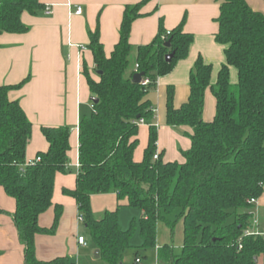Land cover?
<instances>
[{"label":"trees","instance_id":"16d2710c","mask_svg":"<svg viewBox=\"0 0 264 264\" xmlns=\"http://www.w3.org/2000/svg\"><path fill=\"white\" fill-rule=\"evenodd\" d=\"M42 1L0 0V35L28 33L22 16L43 11ZM150 1L126 7L120 41L110 57L99 29L90 33L95 72L101 75L95 80L87 69L83 73L99 102L93 103L92 116L80 122L77 188L64 194L76 200L106 264H124L125 253L132 248V229L123 230L119 208L101 216L93 212L92 198L109 194L143 213V248L156 250L159 264H263L264 237L246 233L254 224L255 205L248 201L264 194V14L254 11L247 0H218L221 14L215 40L226 47L227 63L212 86L213 68L199 58L191 72L188 102L180 108L174 106V88H168L167 125L193 133L185 162L166 163L157 150L156 111L148 96L159 78L188 57L194 36L184 30L186 18L171 32L161 23L153 43L138 48V69L130 73L132 25L144 16L142 9ZM171 54L174 58L167 62ZM231 67L238 71L236 85L230 80ZM137 73L151 84L133 83ZM27 82L0 87V186L16 202L13 219L25 247V264H70L67 257L39 260L35 240L55 235L63 216L64 209L54 206L53 196L56 176L68 172L71 130L43 128L49 150L38 154L40 162L27 163L33 125L20 103L9 99L11 91ZM208 89L217 103L212 122L203 118ZM142 121L150 124L149 143L142 162H136ZM53 207L52 228L40 227V217ZM160 223L172 235L182 224L180 254L172 245L158 247Z\"/></svg>","mask_w":264,"mask_h":264},{"label":"crops","instance_id":"0c3cea01","mask_svg":"<svg viewBox=\"0 0 264 264\" xmlns=\"http://www.w3.org/2000/svg\"><path fill=\"white\" fill-rule=\"evenodd\" d=\"M143 0H43L45 9L37 15L24 13L22 21L29 29L23 35H0V87L17 86L28 82L19 90L9 93L11 101H18L33 125V136L27 148V163L34 162L38 154L46 153L49 144L43 136V128H68L71 130L69 166L66 174H58L53 196L54 206L63 207V216L53 236L36 237L37 258L52 261L74 256L89 246L78 244L80 229L85 223L78 221L79 209L74 198L64 194L75 191L79 173V126L83 118L93 113V96L83 71L87 69L95 80L94 56L89 49L90 33L100 31L105 54L110 57L120 41L121 25L127 6ZM250 7L264 14V0H247ZM220 2L218 0H151L142 9L144 15L132 25L129 72L137 70L138 48L153 43L161 23L166 31L176 29L186 18L185 32L194 36L186 59L177 63L172 73L161 77L148 98L155 107V124L158 129L157 150L166 163H184V153L192 148L190 128L174 129L167 125V91L173 87L174 106L180 108L190 96V76L196 61L202 58L212 66L211 85L218 82L219 73L227 63L226 47L216 42L219 32ZM50 7L52 14H45ZM82 9L77 15L76 10ZM230 80L238 83V71L230 68ZM216 99L212 90L205 95L204 121L212 122L216 115ZM150 124L139 127V147L135 161L142 162L149 143ZM141 148V149H140ZM115 194L92 198L95 215L116 211ZM127 203V202H126ZM102 204H106L105 208ZM128 205V204H127ZM106 209V210H104ZM102 213L97 214L99 212ZM16 202L7 196L0 186V264H25V247L21 243L13 219ZM253 230L264 232V194L252 210ZM143 213L141 212V217ZM55 208L39 219L42 228H52ZM86 228V226H85ZM161 247V246H160ZM95 252L98 250L95 246ZM100 259V256L97 257ZM158 260V259H157ZM159 264V263H158Z\"/></svg>","mask_w":264,"mask_h":264},{"label":"rangeland","instance_id":"374dc122","mask_svg":"<svg viewBox=\"0 0 264 264\" xmlns=\"http://www.w3.org/2000/svg\"><path fill=\"white\" fill-rule=\"evenodd\" d=\"M214 120V119H213ZM212 120V121H213ZM210 122V121H209ZM141 149V148H140ZM106 206V204H102ZM113 206L115 210L120 209V223L123 230L128 231L132 229L131 247L127 250L124 257V264H136V259L139 258L142 264H158L157 251L145 250L143 248L144 240L141 237L140 232V219L141 211L135 208H131L127 203H117V199L114 200ZM106 210V209H104ZM103 210L97 214L102 213ZM81 235L86 239L88 243V249L82 250L76 253L74 256L69 257L70 264H106L102 259L96 258L95 244L92 241L87 229L82 225L80 229ZM183 243V226L181 223L177 224L175 232L172 235L168 227L164 223H160L158 227V247L165 244L174 246L176 254L181 253V247ZM264 264V257L260 260Z\"/></svg>","mask_w":264,"mask_h":264},{"label":"built area","instance_id":"2783aa9c","mask_svg":"<svg viewBox=\"0 0 264 264\" xmlns=\"http://www.w3.org/2000/svg\"><path fill=\"white\" fill-rule=\"evenodd\" d=\"M45 14L47 16H50L52 14V10H51L50 7H46ZM76 14L77 15H81L82 14V9L81 8H78L76 10ZM137 69H138V67H137ZM150 84H151V81L149 79H145V80L142 81V85L143 86H148ZM142 123H144V122L142 121L141 124ZM158 158H159V154L157 153L156 156H155V160H157ZM36 161L37 162H40L41 161V158L38 157L36 159ZM34 162H30L28 164L29 165H32ZM257 202H258V200H256V199H251V200L248 201V203L250 205H257ZM78 221L81 222V223H84V218L81 215H79ZM254 224H256V222ZM246 235L247 236H261V237H264V232H260V231H257V230L256 231L255 230H252V231H248L246 233ZM78 244L81 245V246H83V247H87L88 246V243H87V241H86V239L84 237H78ZM239 249H242V246H240ZM136 263L137 264H142V262H141L140 259H137Z\"/></svg>","mask_w":264,"mask_h":264},{"label":"water","instance_id":"95a60500","mask_svg":"<svg viewBox=\"0 0 264 264\" xmlns=\"http://www.w3.org/2000/svg\"><path fill=\"white\" fill-rule=\"evenodd\" d=\"M170 46H171V41H168V42L166 43V47L170 48ZM173 58H174V54H171V55H168V56L166 57V60H167V62H171V61L173 60ZM97 75H101V73H97ZM142 81H143V74L137 73V74L133 77V83H135V84H141ZM92 102H93L94 104H97L99 101H98V99L93 98V99H92ZM96 256H97V257L100 256V252H99V251L96 253Z\"/></svg>","mask_w":264,"mask_h":264}]
</instances>
